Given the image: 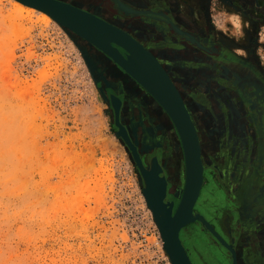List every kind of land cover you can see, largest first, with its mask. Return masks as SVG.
Returning <instances> with one entry per match:
<instances>
[{
	"label": "rangeland",
	"instance_id": "1",
	"mask_svg": "<svg viewBox=\"0 0 264 264\" xmlns=\"http://www.w3.org/2000/svg\"><path fill=\"white\" fill-rule=\"evenodd\" d=\"M14 2L0 0V264H170L83 46ZM209 14L235 54L250 33L264 74V23L214 0ZM216 198L205 178V213Z\"/></svg>",
	"mask_w": 264,
	"mask_h": 264
},
{
	"label": "flooded vegetation",
	"instance_id": "2",
	"mask_svg": "<svg viewBox=\"0 0 264 264\" xmlns=\"http://www.w3.org/2000/svg\"><path fill=\"white\" fill-rule=\"evenodd\" d=\"M57 1L128 34L158 62L178 91L195 129L202 184L205 178L209 179L217 197L214 210L210 215L205 213L198 201L201 185L192 213L201 216L232 246L236 264H264V74L254 56V38L247 34V45L242 46L244 56L229 51V41L217 35L210 24L211 0ZM194 1L195 7L191 6ZM214 1L238 11L254 27L264 23V0ZM133 11L141 14L135 15ZM194 14L201 19L199 22ZM168 23L192 35L203 50L171 32ZM74 37L91 63L115 131L110 97L118 101L117 122L135 148L143 170H151L152 160L158 166L157 177L164 181L163 202L172 203L173 212L183 188L184 165L172 123L153 98L118 66ZM111 46L126 56L120 48ZM136 172L143 187L137 169ZM257 182L255 192L252 185ZM251 191L252 200L248 194ZM191 225L210 244L209 247L200 243L189 224L180 229L178 237L191 264H231L226 249L199 222ZM184 232L187 237L183 242Z\"/></svg>",
	"mask_w": 264,
	"mask_h": 264
},
{
	"label": "water",
	"instance_id": "3",
	"mask_svg": "<svg viewBox=\"0 0 264 264\" xmlns=\"http://www.w3.org/2000/svg\"><path fill=\"white\" fill-rule=\"evenodd\" d=\"M14 1L44 13L60 28L68 30L102 53L149 94L172 123L180 143L184 165L183 188L173 212L171 211L172 203L163 202L164 181L157 177V172L160 171L158 166L152 160L151 170L149 172L143 170L135 148L130 144L123 128L117 122L118 101L114 97H110V103L114 109V126L117 128L115 136L130 152L134 165L142 178L141 194L151 213L152 221L162 243V250L169 263L191 264L179 240L178 233L184 226L197 221L216 242L226 249L230 255L231 264H236L232 246L227 244L201 216L192 213L202 185L200 148L195 129L178 91L154 57L128 34L66 3L57 0ZM133 14L140 15L141 13L133 11ZM144 15L152 16L151 14ZM168 26L169 30L176 33L179 38L203 50L192 35L181 32L170 23ZM111 44L120 48L126 56L120 55ZM249 177L241 183L240 192L243 189V183ZM154 182L159 184L158 192L153 189ZM258 182L252 185V188L255 186V192L258 190ZM248 194L252 200L254 196L252 191Z\"/></svg>",
	"mask_w": 264,
	"mask_h": 264
},
{
	"label": "bare ground",
	"instance_id": "4",
	"mask_svg": "<svg viewBox=\"0 0 264 264\" xmlns=\"http://www.w3.org/2000/svg\"><path fill=\"white\" fill-rule=\"evenodd\" d=\"M13 6H14V8H15V10L17 11V13L21 16L23 13L24 14H26L27 16H30V15H32L33 14V10H32V8L31 7H27V6H24V5H22V4H20L19 2H17V1H15L14 3H13ZM42 13V12H41ZM23 14V15H24ZM22 17V16H21ZM41 18L43 19V20H45V21H49V17L47 16V15H45L44 13H42V15H41ZM153 189H154V191H156V192H158V190H159V184H158V182H154V184H153Z\"/></svg>",
	"mask_w": 264,
	"mask_h": 264
}]
</instances>
